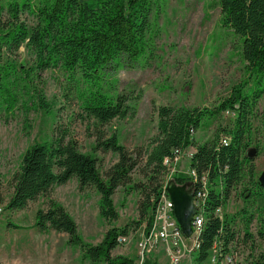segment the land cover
Segmentation results:
<instances>
[{"label":"trees","instance_id":"obj_1","mask_svg":"<svg viewBox=\"0 0 264 264\" xmlns=\"http://www.w3.org/2000/svg\"><path fill=\"white\" fill-rule=\"evenodd\" d=\"M34 1L23 0V5L32 7ZM160 1L38 0L33 10L38 20L36 28L30 31L22 23H13L7 30L0 31V106L12 112L19 103L18 86L22 81L25 86H33L40 78L36 70L59 66L69 83L76 87L84 84L81 109L100 127L115 119H126L130 114L128 99L113 96L109 91L119 82L115 76L121 69L136 68L145 58L150 16L154 8H159ZM220 6L222 25L241 38L242 56L247 63L246 79L235 85L227 98L213 107H159L158 135L147 147L129 149L117 135L108 137L101 128L97 129L90 136L96 139L93 151L118 155V161L104 174L100 172L97 157L80 152L78 142L68 131L57 129L50 143L35 144L25 152L19 171L13 176L9 200L0 194L4 210L24 211L46 197L45 207L36 213L34 227L40 233L54 231L67 235L68 245L80 248L82 262L133 264L134 260L113 256L112 252L121 245L122 237L130 235L132 225H145V233L149 232L165 183L164 160L195 148L190 168L199 176L206 174L209 183L203 225L196 235L197 262H206L214 253L215 262L220 264L232 253L236 256L235 249L248 244L252 253L256 251L258 240L264 241V224L261 223L256 235L249 232L255 214L244 213L242 237L233 221L216 216V211L224 208L238 185L254 181L255 159L250 160L247 152L257 102L264 95V0H220ZM11 9L18 19V6ZM25 42L36 53L37 69L2 63L4 50L14 55ZM34 91L39 108L49 110L43 93L38 89ZM227 112L236 115L234 125L219 128L211 140L199 144L196 132L205 122L218 120ZM136 171L145 182H134ZM74 178L80 192L93 188L100 195L99 214L107 222L120 218L113 200L119 188H125L126 196L138 192L139 220L124 228L112 227L97 245L86 243L68 210L50 196L54 187L64 186ZM171 180L178 185H192L191 176L179 173ZM219 186L222 189L215 190ZM255 186L258 191L252 192L249 198L264 197V187L259 182H255ZM9 226L22 228L15 224ZM252 253L244 264H264V252Z\"/></svg>","mask_w":264,"mask_h":264},{"label":"rangeland","instance_id":"obj_2","mask_svg":"<svg viewBox=\"0 0 264 264\" xmlns=\"http://www.w3.org/2000/svg\"><path fill=\"white\" fill-rule=\"evenodd\" d=\"M37 3L35 0L32 7H25L23 0H0V31L7 30L13 23H22L30 31L36 28L38 20L33 10ZM16 5L18 19L11 9ZM221 19L220 0H161L159 8H154L150 16L148 52L141 65L121 69L115 76L119 82L109 91L113 96L128 99L130 114L106 126L100 127L83 113L81 93L85 86L69 83L61 67L36 70L40 78L33 86H25L22 81L18 86L20 99L16 108L6 112L4 106H0V194L9 200L13 176L19 171L25 152L35 144L50 143L57 129H66L78 142L80 152L97 157L100 172L104 174L118 161V155L93 151L96 139L90 136L97 129L101 128L108 137L117 135L129 149L147 147L158 135L159 107H213L227 98L232 88L246 79L247 63L242 56L241 38L224 27ZM36 59L34 49L26 42L14 55L10 56L7 50L2 54L3 64L14 63L16 67L27 66L34 70L37 69ZM103 87L108 88L105 82ZM36 89L43 93L49 110L39 108ZM235 119L234 113L227 112L218 120L205 122L196 132V141L203 144L211 140L219 128L233 126ZM249 144L248 151L259 152L254 162V181L238 185L220 214L223 220L233 221L242 237L245 212L256 216L249 232L256 235L261 223L264 224V197L249 198L252 192L258 191L255 182L264 172V95L257 102ZM194 152L195 148L183 152L177 167L180 176H189L190 156ZM133 180L145 182L139 171L134 173ZM221 189V186L215 187V190ZM50 196L68 210L84 241L92 245L99 244L112 227L124 228L139 220L140 194L132 192L126 196L123 187L113 197L120 214L115 222H107L100 216V195L96 190L80 192L75 178L64 186L54 187ZM47 201L48 198L42 197L27 210L15 212L5 211L4 205H0V264H91L81 261L80 248L69 246L67 235L54 231L40 233L34 227L36 213ZM10 224L22 228L17 230ZM145 236V225H132L126 242L117 247L113 255L128 257L137 263L142 256ZM192 247L190 244V252L181 264H217L214 253L206 262H197ZM262 252L264 241L258 240L253 253L249 244L235 249L234 261L244 264L251 253ZM144 258L146 264H174L163 246L145 252Z\"/></svg>","mask_w":264,"mask_h":264},{"label":"built area","instance_id":"obj_3","mask_svg":"<svg viewBox=\"0 0 264 264\" xmlns=\"http://www.w3.org/2000/svg\"><path fill=\"white\" fill-rule=\"evenodd\" d=\"M229 114V113H228ZM233 115V114H232ZM226 144V141L224 142ZM184 152V151H183ZM183 152H177L174 157L166 158L164 166L166 168L165 183L162 188V194L158 201L154 214L153 224L142 242V256L135 264H146L144 253L150 252L157 247H165L172 257L174 264H181L182 259L188 254L190 244L195 252L198 249L196 235L203 225V209L209 195V183L206 174L199 176L195 170H191L189 176L192 177V187L194 189V204L197 213L193 223L194 236L186 238L175 215L174 204L167 192V184L172 176L177 173V167L181 160ZM193 154L190 156L192 159ZM221 210L216 211V216H220ZM121 244L126 242V237L120 239ZM236 256H228L225 261L228 264H234ZM134 264V263H133Z\"/></svg>","mask_w":264,"mask_h":264},{"label":"water","instance_id":"obj_4","mask_svg":"<svg viewBox=\"0 0 264 264\" xmlns=\"http://www.w3.org/2000/svg\"><path fill=\"white\" fill-rule=\"evenodd\" d=\"M257 151L250 150L247 157L255 159ZM259 184L264 187V172L258 180ZM167 192L174 204V215L186 238L194 236L193 223L197 213L194 204V189L190 184L178 185L175 180H170L167 184Z\"/></svg>","mask_w":264,"mask_h":264},{"label":"crops","instance_id":"obj_5","mask_svg":"<svg viewBox=\"0 0 264 264\" xmlns=\"http://www.w3.org/2000/svg\"><path fill=\"white\" fill-rule=\"evenodd\" d=\"M112 254H113V252H112ZM114 256V255H113Z\"/></svg>","mask_w":264,"mask_h":264},{"label":"bare ground","instance_id":"obj_6","mask_svg":"<svg viewBox=\"0 0 264 264\" xmlns=\"http://www.w3.org/2000/svg\"><path fill=\"white\" fill-rule=\"evenodd\" d=\"M221 210V209H220Z\"/></svg>","mask_w":264,"mask_h":264}]
</instances>
